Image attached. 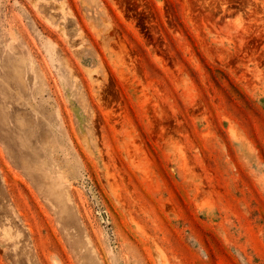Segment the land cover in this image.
Masks as SVG:
<instances>
[{
  "label": "rangeland",
  "instance_id": "rangeland-1",
  "mask_svg": "<svg viewBox=\"0 0 264 264\" xmlns=\"http://www.w3.org/2000/svg\"><path fill=\"white\" fill-rule=\"evenodd\" d=\"M0 264H264V0H0Z\"/></svg>",
  "mask_w": 264,
  "mask_h": 264
},
{
  "label": "bare ground",
  "instance_id": "bare-ground-1",
  "mask_svg": "<svg viewBox=\"0 0 264 264\" xmlns=\"http://www.w3.org/2000/svg\"><path fill=\"white\" fill-rule=\"evenodd\" d=\"M4 184V183H3ZM5 186V185H4ZM7 192V191H6ZM10 193V192H9ZM10 202V201H9ZM13 203V202H12ZM58 204V203H57ZM10 205V204H9ZM14 205V204H13ZM55 231V230H54ZM6 235V233H4Z\"/></svg>",
  "mask_w": 264,
  "mask_h": 264
}]
</instances>
